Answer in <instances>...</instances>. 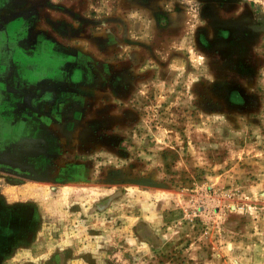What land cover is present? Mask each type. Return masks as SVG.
I'll use <instances>...</instances> for the list:
<instances>
[{
    "label": "rangeland",
    "instance_id": "1",
    "mask_svg": "<svg viewBox=\"0 0 264 264\" xmlns=\"http://www.w3.org/2000/svg\"><path fill=\"white\" fill-rule=\"evenodd\" d=\"M0 264H264V0H0Z\"/></svg>",
    "mask_w": 264,
    "mask_h": 264
},
{
    "label": "crops",
    "instance_id": "2",
    "mask_svg": "<svg viewBox=\"0 0 264 264\" xmlns=\"http://www.w3.org/2000/svg\"><path fill=\"white\" fill-rule=\"evenodd\" d=\"M1 1H7V0H1ZM3 6V5H2ZM3 9H5V8H3ZM22 25V23H20L19 22V20H17V21H12V22H9L8 23V25H6V29L8 30V32H12V31H14V29L15 28H17V27H20ZM27 68H29L30 70H29V74H30V76H33L32 75V73L34 72L31 68H32V66L31 65H27ZM36 111H38V110H36Z\"/></svg>",
    "mask_w": 264,
    "mask_h": 264
}]
</instances>
